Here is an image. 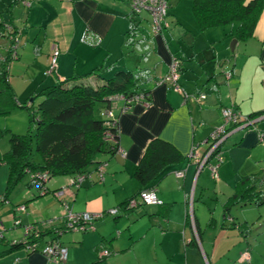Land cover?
<instances>
[{
	"label": "crops",
	"instance_id": "1",
	"mask_svg": "<svg viewBox=\"0 0 264 264\" xmlns=\"http://www.w3.org/2000/svg\"><path fill=\"white\" fill-rule=\"evenodd\" d=\"M173 1L179 4L181 0ZM127 6L123 0H0L2 19L15 27L18 43L30 38L55 44L48 48L46 57L50 64L52 50L58 48L57 72L63 67V54L77 48L83 34L103 51L110 48L106 43L113 34L124 39L129 27ZM138 17L152 33L149 19ZM230 26L216 34L207 32L208 47L196 49L189 40L187 58L182 59L172 53L162 31L152 33L155 68L152 79L142 86L149 90V97L133 101L129 109H124L122 99L115 101L120 153L99 158L102 178L95 170L96 163L90 167V178L79 186L71 184L70 177H52L46 183L47 192L42 193L29 184L27 174L6 193L9 169L6 163L0 164V264H57L43 252L54 239L67 249L65 264H264V250L258 252L260 246L249 235L248 222L235 221L225 210L238 180L253 176L250 171L236 172L233 157L238 152H257L254 149L264 142L259 139L264 130L258 125L264 114L255 117L260 118L255 127L235 128L224 139L220 146L224 160L213 186L210 170H198L197 163L187 156L194 144L199 153L205 152L209 135L222 124L223 107L232 106L246 116L264 113V9L254 35L246 41L237 40L234 52L229 42L236 23ZM123 51L126 53L125 48ZM134 55L137 58V53ZM174 58L180 60L181 92L165 79ZM187 61L191 63L186 65ZM63 78L64 73L57 77ZM201 92L206 98L197 101L194 95ZM2 128L6 129L0 124V158L9 148ZM153 139L173 145L180 160L165 165L144 187H155L160 204L126 211L119 205L140 190L133 174ZM178 171L183 174L177 175ZM68 209L102 217L94 222L92 231H67L56 236L54 228L64 224ZM112 209L117 211L110 213ZM30 224L42 231L36 250L12 247L11 241L23 238L24 227ZM105 249L108 254L102 253Z\"/></svg>",
	"mask_w": 264,
	"mask_h": 264
},
{
	"label": "trees",
	"instance_id": "2",
	"mask_svg": "<svg viewBox=\"0 0 264 264\" xmlns=\"http://www.w3.org/2000/svg\"><path fill=\"white\" fill-rule=\"evenodd\" d=\"M262 9L264 0H192L193 15L201 30L236 23L233 36L238 41H246L254 35ZM127 18L129 27L124 34V48L126 53H137L133 67L120 66L108 76L106 74L118 66L117 62L101 63L85 74L93 75V80L97 82L83 81L81 78L85 76L79 74L58 79L36 94L41 99L33 107L35 97L28 104L20 103L10 82V66L16 59L18 35L15 27L2 19L0 11V38L8 40L9 45L7 55L0 53V115L9 114L16 107L24 108L28 111L29 123L25 133L9 134V148L0 158V164L6 163L9 169L6 193L27 174L44 173L48 180L61 176L75 178L89 174L90 167L96 163L97 170L99 164H102L99 160L102 155L117 153L116 116L113 112V117H109L107 112L113 111L117 95L123 96L124 108L128 107L127 109L133 101L148 98L149 90L142 86L152 79L151 73L155 68V64L141 65L142 61L154 55L151 44L153 34L143 25L144 19L137 18L131 11ZM177 61L180 66V60ZM96 105L99 117H95ZM262 114L264 113L260 112L248 117L254 118ZM34 153L37 161L34 160ZM180 157L169 142L151 140L133 174L141 185L140 190L119 207L128 211L144 205L138 202L136 206H128L131 200H137L140 191L145 189L165 165L179 161ZM28 182L31 185L30 177ZM46 183L45 193L48 190ZM260 193L252 175L243 176L237 182L233 197L226 202L225 210L236 204L260 205L264 201ZM12 247L23 246L15 243Z\"/></svg>",
	"mask_w": 264,
	"mask_h": 264
},
{
	"label": "rangeland",
	"instance_id": "3",
	"mask_svg": "<svg viewBox=\"0 0 264 264\" xmlns=\"http://www.w3.org/2000/svg\"><path fill=\"white\" fill-rule=\"evenodd\" d=\"M169 6L170 8H168L166 15L168 26L162 29V32L173 47L172 53L178 55L181 59L182 57L187 58L189 45H191L190 42L194 43V47L196 49H199L200 47H208L210 43H207L205 34L207 32L216 34L222 30V27H209L201 30L193 15L192 0H181L179 4H177L176 1L172 2L171 0L170 4H168V7ZM126 10H130L129 6L126 7ZM140 15L141 17L149 18L148 14L145 12ZM175 15L178 17L177 19L179 21L176 19ZM137 18L140 17L137 16ZM145 27L147 28V25ZM230 27L231 26L228 25L223 29L227 31ZM123 42V35L113 34L106 43V45H109L110 48H104V51L100 48L96 49L99 44L91 43L88 40L86 43L80 42L77 48L72 49L71 53L63 54L62 69H59V72H57L56 67L53 73L51 71L50 64H48L46 54L49 53L48 48H50V46L54 43L49 40L43 41L42 39L33 42L30 38H22L16 48V59H14L10 66V74L13 76V85L17 93L18 100L21 103L28 104L35 97L33 101V107H35L38 100L41 99V96H37L36 94L43 88L54 84L58 80L57 77H59L62 73H64L63 79L70 77L73 74H79L85 76L81 78L83 81H91L94 76L85 74L91 72L95 66L101 63L114 64L117 61L118 66L113 67L112 70L106 74L108 76H111L121 65H126L125 67H128V65L133 66L136 61V56L134 55L136 52L124 53ZM230 43L231 41L229 42V45ZM8 47L9 45H7V40L5 38H0V53L7 55ZM157 49L159 48L157 47ZM100 50L101 53L98 54L97 52ZM154 58L155 56L153 54L150 55L147 60L141 62V65L153 66L152 60ZM156 60H158V58H156ZM95 61V64H91ZM189 63L191 62H185L186 65ZM97 107L98 105H96L95 117H99ZM0 124L7 129L2 128L4 129L2 131V138L9 144L8 134L11 132L20 134L27 131L29 124L28 111L24 108H13L9 114L0 115ZM258 125L262 130H264V121H261ZM254 151H257L258 154H256V152L250 155L249 151L245 153L238 152L234 155L233 162L237 160V169H235L236 172L250 171L253 173V182L257 185V190L261 191L260 196L264 198V142H261L260 145L254 149ZM34 155V160L37 161L38 159L36 154L34 153ZM256 157H259V159L256 160ZM203 172H205V170ZM60 179L61 177L54 180ZM88 179L89 178L85 179V182ZM210 179V182L212 183L211 186H213L212 180L214 179L211 177ZM229 212L233 215V217H235V221L246 220L248 222V225L251 227L249 235L256 239V242L260 246L259 247L257 245L259 247L258 252L261 253V251L264 250V201H262L260 205H247L246 207L233 206L229 208Z\"/></svg>",
	"mask_w": 264,
	"mask_h": 264
},
{
	"label": "built area",
	"instance_id": "4",
	"mask_svg": "<svg viewBox=\"0 0 264 264\" xmlns=\"http://www.w3.org/2000/svg\"><path fill=\"white\" fill-rule=\"evenodd\" d=\"M130 11L136 15L140 16L141 13L145 12L149 16L150 30L152 33L157 34L162 31V29L168 26L166 21V15L168 11L169 0H124ZM82 42L87 41L86 34L81 37ZM93 43V42H91ZM59 55V50L54 47L50 55V68L54 71L57 63V57ZM179 63L176 58H174L169 66V71L166 76V80L176 91L181 92V87L178 83L179 73H178ZM195 99L201 101L206 98L205 93L195 94ZM116 99H123V96H116ZM125 107L124 109H127ZM223 124L216 127L207 139V148L205 152L199 153L196 145H192L188 158L194 160L197 163V169L200 170L206 167L210 170L211 176L214 179L218 178V166L223 162L224 156L220 148L224 139L235 129L240 127L248 126L256 118H250L246 115H242L240 112L236 111L233 107H223L221 109ZM109 117H113V111L109 110L107 112ZM251 127V126H250ZM260 141H264V132L259 134ZM117 152L120 153L119 148ZM101 165L99 164L97 172L99 177L102 178ZM177 175H182L183 173L178 171ZM30 183L33 186L39 187L42 193H45L44 183L48 181L46 174L31 173L29 175ZM90 178V174L78 175L71 179V184L79 186L85 179ZM138 202L144 205H158L161 201L158 199L155 188H145L138 194L137 200H131L128 206H136ZM23 208V207H22ZM117 210L112 209L110 213H115ZM102 214H90V213H77L72 212L70 209L67 210L65 217V222L61 226L54 228V234L60 236L62 233L67 231H89L94 229V222L101 218ZM15 224H20L16 221ZM41 229L36 225H26L24 227V237L20 240H12L11 244L20 243L29 251H35L37 248L36 240L41 236ZM1 238V237H0ZM43 252L46 256L56 262L57 264H65L67 249L64 247L57 239L49 241L43 248ZM103 254H108V250L102 251ZM244 256L248 258V253H244Z\"/></svg>",
	"mask_w": 264,
	"mask_h": 264
},
{
	"label": "water",
	"instance_id": "5",
	"mask_svg": "<svg viewBox=\"0 0 264 264\" xmlns=\"http://www.w3.org/2000/svg\"><path fill=\"white\" fill-rule=\"evenodd\" d=\"M236 42H237V39L236 38H233L232 40H231V43H230V50L232 51V52H234V47H235V44H236ZM258 120H260V118H258V119H255L254 121H252L248 126H245V127H255V124H256V122H258ZM245 127H242V128H245Z\"/></svg>",
	"mask_w": 264,
	"mask_h": 264
}]
</instances>
